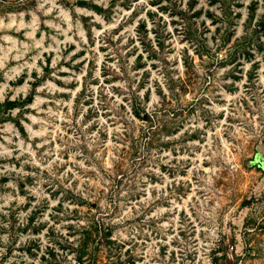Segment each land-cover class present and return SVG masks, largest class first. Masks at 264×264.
Here are the masks:
<instances>
[{
	"label": "rangeland",
	"instance_id": "1",
	"mask_svg": "<svg viewBox=\"0 0 264 264\" xmlns=\"http://www.w3.org/2000/svg\"><path fill=\"white\" fill-rule=\"evenodd\" d=\"M264 264V0H0V264Z\"/></svg>",
	"mask_w": 264,
	"mask_h": 264
},
{
	"label": "trees",
	"instance_id": "2",
	"mask_svg": "<svg viewBox=\"0 0 264 264\" xmlns=\"http://www.w3.org/2000/svg\"><path fill=\"white\" fill-rule=\"evenodd\" d=\"M220 259H223V261L219 264H234V260L229 259L226 254H223Z\"/></svg>",
	"mask_w": 264,
	"mask_h": 264
}]
</instances>
